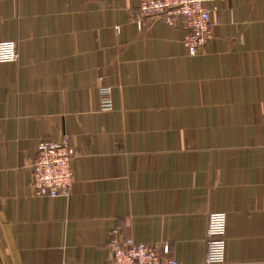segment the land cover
<instances>
[{
	"label": "crops",
	"instance_id": "obj_1",
	"mask_svg": "<svg viewBox=\"0 0 264 264\" xmlns=\"http://www.w3.org/2000/svg\"><path fill=\"white\" fill-rule=\"evenodd\" d=\"M139 2L0 0V264H111L113 233L206 264L212 212L224 264H264V0H210L194 57ZM44 139L78 154L70 196L23 167Z\"/></svg>",
	"mask_w": 264,
	"mask_h": 264
},
{
	"label": "built area",
	"instance_id": "obj_2",
	"mask_svg": "<svg viewBox=\"0 0 264 264\" xmlns=\"http://www.w3.org/2000/svg\"><path fill=\"white\" fill-rule=\"evenodd\" d=\"M221 1V0H219ZM210 0H140L138 19L161 18L167 22L180 19L186 29L184 44L190 57L198 55L213 37L215 22L212 20ZM19 59L15 41L0 42V63H16ZM109 93L108 91L104 94ZM101 108L113 109L109 98L102 101ZM78 154L67 141L57 143L42 140L35 157L24 164L29 171L31 184L38 196L57 199L70 196L77 181ZM227 214L212 212L208 216L206 233V264H224L226 247ZM111 264H181L170 257V246L164 244L162 251L151 244L122 242L112 234Z\"/></svg>",
	"mask_w": 264,
	"mask_h": 264
}]
</instances>
